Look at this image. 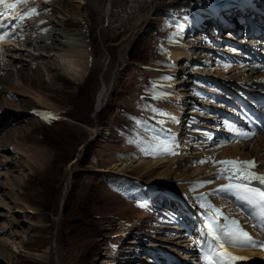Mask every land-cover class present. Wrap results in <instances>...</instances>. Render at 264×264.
Masks as SVG:
<instances>
[{
    "label": "rangeland",
    "instance_id": "1",
    "mask_svg": "<svg viewBox=\"0 0 264 264\" xmlns=\"http://www.w3.org/2000/svg\"><path fill=\"white\" fill-rule=\"evenodd\" d=\"M91 1L27 0L15 10L24 14L35 7L34 14L3 21L16 25L6 29L13 40L25 41L59 27L55 21L61 17L70 19L62 30L83 29L98 66L79 90L77 83L55 78L61 70L49 61L16 64L32 76L40 67L35 80L40 84L34 87H51L54 108L22 95L10 97L0 81V248L4 240L10 246H2L0 264H55V258L58 264H218L213 250L220 244L242 257L244 250L264 249L259 209L229 193L213 194L233 182L216 178L224 166L219 161L253 160L250 170L264 174L263 127L258 120L253 121L257 130L244 126L251 93L254 103L264 101L262 90L251 86L264 83V56H250L247 47L263 51L264 17L247 4L237 5L238 0H132L133 7H127L131 0ZM15 10L0 6V12ZM74 16L81 22H72ZM170 47L184 55L171 61ZM1 52L4 77L12 66L5 47ZM15 76L14 83H25ZM106 86L105 101L97 108ZM229 125L250 135L238 137ZM88 138L59 214L67 165ZM160 141L170 150L164 151ZM13 144L46 149V163L27 169ZM140 160L162 164L153 174L114 170ZM209 167H215L216 186L181 188L184 182L195 184ZM39 174L40 185L34 180ZM250 186L264 188L258 181ZM232 219L261 243L253 248L225 242L221 225ZM43 252L48 262L32 255ZM246 260L235 264H250Z\"/></svg>",
    "mask_w": 264,
    "mask_h": 264
},
{
    "label": "bare ground",
    "instance_id": "2",
    "mask_svg": "<svg viewBox=\"0 0 264 264\" xmlns=\"http://www.w3.org/2000/svg\"><path fill=\"white\" fill-rule=\"evenodd\" d=\"M109 1H111V0H109ZM78 2L83 3V0H78ZM91 2L92 1L90 0V3ZM126 3H128V2H126ZM243 4L253 5L254 2H253V0H238L237 1V5H243ZM90 5L94 6L93 4H90ZM134 5H135L134 1L131 0V2L128 3L127 7H130V6L133 7ZM107 8L108 7L106 6V11H108V9H109V8L108 9ZM20 12H21L20 9L15 10L12 14H10V16L17 17L18 15H20ZM21 14H23V13L21 12ZM104 14H106V13L104 12ZM140 18L141 17H139V19ZM71 20H73L72 22H77V21L81 22L80 20H82V19L78 16H74L71 18ZM69 21H70V19H62V17H61L60 20L55 21V24L57 26H59L60 28L59 27L51 28V29H49L43 33L41 32L42 34L36 35L33 39H26L25 38L26 39L25 41L24 40L19 41L18 39L13 40L11 35H10L11 32L6 31V29L0 30V50L4 49V47H5V54H6V56H9V58H10L8 65L12 66L10 73H7L6 76H4V77H0V81L5 84L3 86V88H4V90L8 91V95L10 97H13V96H15V94H18V95L26 96V97L34 100V102L32 101L33 103H35V101H36L38 104L43 105L45 107L48 106V107L54 108L52 103L49 101V96H50L49 87L50 86L48 84H46L45 86L34 87L35 85L40 84V82L37 83V81H35L36 77H38V78L40 77V75L38 74L40 67L37 66L36 69L33 71L34 76L29 75L28 73H25V72H20V71H18V69L15 68L16 67L15 65L16 64L18 65V63L21 66H22V64H26L27 66H29V65L31 66L32 64H34L38 60L49 61V63L52 64V66H56V67H58L57 69L61 70L62 74H58V73L54 74L55 78L57 77V79H67L68 81H73L74 83L78 84V86H76V87H78L79 90L85 86V81L87 79L86 75L87 74L91 75V73H93L95 68L98 66V63H97L96 59H94V61L92 60V53H93L92 51L93 50H91L90 43L86 39L85 31L83 29L62 30V26H65L66 24H70ZM4 23L8 24V22H4ZM5 32L9 33V35L5 36ZM227 36L231 37V35H227ZM48 40L50 41V43L46 42ZM16 41H18L19 43ZM54 41H58L59 43L56 44V43H54ZM126 46H127V43L125 42L123 45L118 47L120 53H123L126 50L125 49ZM0 54L2 55L3 53L1 52ZM166 55L170 58L171 61H178L180 59V56L184 55V52L180 51L178 48L170 47L166 50ZM190 56H191L190 54H187V58H190ZM46 66H49V68L51 67V65H46ZM97 70H98V68H97ZM14 73L16 74V76L18 75L17 79L21 80V82L23 80L24 81L26 80L25 83H23V82L20 84L14 83L13 82L14 81L13 80V74ZM87 77H89V76H87ZM33 81H35V82L33 83ZM27 82H31L29 84H31L32 86L28 85ZM65 82H67V81H65ZM82 90H84V89H82ZM106 92H107V86H106V89L101 94L99 92V95H98L97 100H96V106L97 107L103 105V103L105 101L104 99H105V93ZM5 96H6V94H5ZM26 102H27V100H26ZM4 105H3V107H4ZM6 105H7V103H6ZM33 108H35V106L29 107V109H33ZM41 116L44 118L47 116V114L46 115L42 114ZM20 117H22V115ZM90 131L92 134L94 133L95 135H98V133H99V130L96 128H90ZM10 148L15 150V151H19L24 155L25 160L23 162H24V165L29 170H33L34 166L37 169L42 168L43 165L47 161L46 160V158H47L46 152H45L46 149H42V150L40 149L41 150L40 152H37L38 150L36 151V147L33 149L32 148H30V149L22 148L23 149L22 150L21 148H19L15 144L10 145ZM77 162H79V160H77V157H76L75 159L71 160L67 165L65 179H64V181H65L64 193L68 190L69 184H70L71 179H72V173L77 168ZM160 164H162V162L159 160H156V161L140 160L135 165L133 163L114 165V170H115V172L121 173V174L128 173V172H132V173L139 174V175L148 174V173L153 174L154 170H156V168L160 167ZM52 170H53V168H51V172H52ZM213 173H215V167H209L206 169L205 175L200 176V177H198V179H196L195 184L193 182L191 184H186L187 182L186 183L184 182V183H181L180 186H181V188H184V189H185V187H187L189 190L193 189V187L196 189L197 188L201 189L202 185L204 187H208V189L211 187L213 188L214 186H216V184L214 183L215 184L214 185L212 182L211 183L207 182L209 180L212 181V179L214 177ZM160 174L161 175L163 174L162 176L165 175L164 172H161ZM42 176H43V174H39L37 177L34 178V180H37V184H39V185L43 181ZM177 178H180V176H178V175L175 176V180ZM166 180H167L166 181L167 183H171L170 177L167 176ZM47 182H48V180H47ZM47 182H45V183L47 184ZM63 194H62V197H63ZM62 197H61V199H62ZM260 217L261 216L259 215L258 218H260ZM263 223H264V220H263ZM54 242L55 241H53V243ZM10 244H12V243H10ZM2 246L4 247V249L6 247L7 248L10 247L9 244L7 243V241H5V240L2 242ZM2 246H1V248H2ZM253 248H254V246H253ZM4 249H1L0 253L4 254ZM32 255H34L36 258L42 260L43 262H46L47 260H49V256L46 252L34 253ZM244 257H247L248 259H250V260L247 259L245 261L246 263L249 262L250 264H263L264 263V249H263V247H258L256 249H252L251 251L250 250L249 251L244 250ZM57 261L58 260L55 258L54 259L55 264H58Z\"/></svg>",
    "mask_w": 264,
    "mask_h": 264
},
{
    "label": "snow or ice",
    "instance_id": "3",
    "mask_svg": "<svg viewBox=\"0 0 264 264\" xmlns=\"http://www.w3.org/2000/svg\"><path fill=\"white\" fill-rule=\"evenodd\" d=\"M24 3H27V0H15L13 3L8 2V0H0V6H3L5 10H15L17 5ZM35 12V7L17 17H11L7 11L0 12V30L7 29L9 27L14 29L16 26L13 23L6 24L3 22L4 20H23L26 15H32ZM7 35H9V33L5 32V36ZM172 119H175V117H172ZM229 131L238 137L247 138L250 135L249 132L238 128H233L231 125H229ZM211 138V136H208V139ZM160 146L163 147L164 151L170 150L169 146L166 145L164 141H160ZM218 163L224 166L219 168L216 178H223L227 181L233 182L219 185L213 191V194L229 193L237 200L258 208L260 210L258 214L264 217V188L250 186L251 182L253 181H258L261 186H264V174H257L256 172L250 170L255 167L254 161L223 160L219 161ZM207 182L211 183L212 181L209 180ZM203 195L204 194H201L200 199L203 198ZM200 207L203 208L204 204H201ZM221 228L223 230L224 236L226 237L225 242L252 246L261 243L252 240L249 234L239 227L238 222L234 219L227 221V223L224 225H221ZM213 251L220 258L218 264H223V262H227V264H235L237 261L248 259L247 257L233 255L224 249L223 244L219 245L218 250ZM210 258L211 257H205V259Z\"/></svg>",
    "mask_w": 264,
    "mask_h": 264
},
{
    "label": "water",
    "instance_id": "4",
    "mask_svg": "<svg viewBox=\"0 0 264 264\" xmlns=\"http://www.w3.org/2000/svg\"><path fill=\"white\" fill-rule=\"evenodd\" d=\"M98 108V107H97ZM91 140V138H88L84 143H82V145H81V147H80V152H79V154H78V156H77V160H80L81 159V157H82V155H83V153H84V149H85V146L88 144V142ZM67 192L68 191H66L64 194H63V197H62V199H61V201H60V204H59V214L62 212V209H63V205H64V201H65V199H66V195H67Z\"/></svg>",
    "mask_w": 264,
    "mask_h": 264
}]
</instances>
